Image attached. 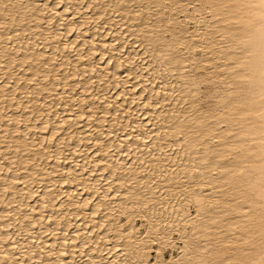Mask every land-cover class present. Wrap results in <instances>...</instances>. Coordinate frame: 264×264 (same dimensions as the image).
I'll list each match as a JSON object with an SVG mask.
<instances>
[{"label":"bare ground","instance_id":"1","mask_svg":"<svg viewBox=\"0 0 264 264\" xmlns=\"http://www.w3.org/2000/svg\"><path fill=\"white\" fill-rule=\"evenodd\" d=\"M121 1H98V7L93 12H88L91 6H83L84 0H67V3L73 6L72 14L77 15L85 23V19L98 20L101 10H104L107 6L114 11ZM131 1L129 0V2ZM165 1L155 0L154 3L158 7L162 6ZM187 1L193 7L188 18L189 21L194 19L192 21L194 27H197V23H200L202 27H207L205 31L203 29L198 30L199 27L196 28L198 31H195L194 36H197L198 40L190 38V44L195 45L194 41L196 40L200 50L209 53L210 56L204 62V68L207 72V79L205 78L204 81L210 82L217 90L221 89V94L215 98L214 105L205 110L188 112L185 109V111L182 110L183 108L173 107L175 102L170 103L169 115H167V110H161L155 116L153 114L151 122L156 129L148 130V126L146 128L138 122L147 113H139L140 118L137 116L134 121H129L130 117H126L127 115H134V112L138 111L137 107L145 104L142 103L143 99H138L140 101L136 102V108H132V106L129 108V106L127 115L121 116L120 119L117 116V113L122 112L118 110L120 107L118 105L119 108L115 105L109 107L111 102L106 97L109 88L110 90L111 88L117 90L120 84L128 82L123 81L120 74L130 71L131 64L134 66L136 59L130 60L128 56L136 53V48L131 47L129 49L128 46L122 43L124 46L116 51V54L120 55L119 62L114 68H111L113 76L109 77L108 75L105 79L104 74L106 71H111L110 65L100 67V64L95 62V56L99 52L101 57H107V55H104L108 50L105 48L108 44L106 42L107 38L105 39L107 34H102V39L98 37L99 40H97L96 37V39H90V43L87 42V35L84 34V23L80 20L82 23L78 22L79 24H77L72 19L69 24L64 26L63 22L67 19L64 12H60V21H57L56 17L52 15L53 11H56L53 7L54 3L50 1L42 4L33 0H0V151L3 152L0 153V254L5 251L11 252L12 245L7 244L9 237H11L13 243L19 241V253L25 259H30L31 264H39L41 259L44 260L45 264H57V261L61 259L60 254L63 252L75 253V248H79L81 253L84 252V241L88 243L90 248L99 249L96 256L93 255V252H89V256H93L98 261L101 254L107 253L109 250L113 252L117 244L108 247L106 244L98 242L101 235L99 232L96 236L97 240L92 236V233L94 234L95 230L100 225L102 227L105 222L106 217H97L99 213L97 208L106 202L107 197L111 196L113 184H109L108 188L104 187L100 191L98 182L100 183L102 177H93L91 173L93 170L88 174V171L91 170H89L91 167H88V164L91 162H108L100 170H110L113 175L119 171L120 175L115 182V186L118 188L128 187L126 188L127 191H120L119 189L113 193L112 205L105 204L107 206L104 208L105 211L109 210L108 215L113 216L115 219H117L119 213H128V211L132 212L134 208L136 209L135 200H143L142 192L146 191L149 199L155 197L153 202H157V206L163 203L166 217H172L176 221L175 226L184 224V227H186L185 223L179 220L184 216L183 210L177 212L175 210L185 206L188 207L190 203L193 204L197 210L196 217L191 218L188 223L191 224L192 221H196L197 227L203 229L201 233H198L199 235L212 239L224 247H243L240 243L239 231L245 227V220L242 218V214L246 211L243 207L245 203L252 210L247 218L248 226L253 229H261V222L264 219L261 216V209L264 206V0ZM59 2L60 0H56L55 3ZM147 2L150 3L148 0ZM181 2V0H168L169 4L167 6H174ZM37 4H39V11L33 12ZM5 5H8L7 11H5ZM149 5H147V9L151 6ZM127 11L122 14V19L128 14L132 15V19L135 20L133 15L135 12L133 10ZM163 22L170 23L166 18L163 19ZM116 25V23L111 25L113 28L109 33L114 32L120 35L122 33L121 28ZM135 27L137 32L148 34L147 37H143L140 43L143 51L149 43L162 39V43H167V50L174 46L179 51V55H176L177 51L175 52V55L178 56L177 59L174 56L175 61L185 56L180 47L184 46L187 41L180 33L172 31L171 38H167L169 41L167 42L165 37L162 36L163 30L150 32L148 29L150 26L146 22ZM75 29L77 30L76 36L72 37L73 39L71 37L65 39V34H69ZM98 32L95 33L98 35L102 33ZM117 36L115 35V37ZM119 38L118 40H121L123 37ZM100 41L101 43H99ZM190 44H187L189 54L194 51L192 49L190 51V48H192ZM165 45L162 46L165 47ZM162 46H157L158 48L152 50V53H154L152 56L157 57V51L164 52ZM211 55L216 56V59ZM111 56H114V54ZM108 57V63H111L113 57L109 59ZM83 58H87L88 63H82ZM123 58H127L126 61L122 60ZM194 63H190L189 60L185 62V66L188 68L185 74L175 69H169L167 72L178 71L175 73H178L179 81H185L188 80L189 76L191 78V73L194 71L191 66ZM171 64H173V61H162L153 68L149 67L148 71L153 70L154 74L159 75L162 72L159 71L162 67L167 68L172 66ZM197 68L199 67L197 66ZM94 69L96 74H99L98 76L92 73ZM137 74H134V77L138 78L140 82L143 81L144 77H148L144 72ZM171 75L170 73L166 75L163 81L168 82L172 78ZM78 76H82L81 83H77L78 80L76 81L75 77ZM97 77H99L98 80H93ZM184 81L183 83H185ZM199 81L194 84V90H198ZM186 84L180 82L177 88L182 89L187 94V92H190V89L188 90L190 87ZM147 88L145 85L142 92H146ZM178 89L177 91H179ZM191 91H193L192 88ZM131 92L124 91L123 94L119 93V95L128 94L130 97L128 95H125L128 98L122 97L124 100L130 98L128 101L131 103V100L133 101L136 98L132 96L134 94ZM194 93L190 92L191 96L192 94L194 96ZM164 94L161 91L148 93L147 100H145L148 111H158L150 107L156 105L154 101L167 97ZM190 94L187 95L188 99ZM98 95L103 101L99 104H105L103 107H100L94 101ZM119 95L115 98V103H118ZM47 99L51 100L46 103V108L40 106ZM68 99H70V103ZM75 101H77L76 104ZM108 102L110 103L108 104ZM58 105L59 107H57ZM65 111L69 112L77 121L79 117L86 115V124L83 127H79V124L74 126L77 122H74L73 117L71 118L74 121L68 117L67 119V115H64L66 114ZM100 113L108 114L114 118L110 120L106 115L105 117L110 120L107 124L104 121L106 118H101L103 116ZM180 113H184L186 117L184 119L179 118ZM98 114L101 116L99 117ZM56 115L59 118L55 120ZM92 118L103 120L100 119L92 125ZM208 119L210 123L206 124ZM37 121H40L43 125L39 126L36 123ZM51 122L53 125L49 134H42ZM123 124L126 125V129L123 128V133L119 132V134V127ZM63 125L67 127V134L64 135L71 137V139L72 135H76L78 138L76 142H70V139L66 137H63L66 139L53 140ZM129 125V129H127ZM92 126L94 128L91 130ZM73 127H77V129L71 130ZM37 128L41 129L40 133L35 132ZM95 130H98V134L92 137L91 134ZM160 131L163 134L165 133L164 137L160 138ZM154 132L156 135L151 138ZM150 134L151 136H149ZM38 136L39 138H37ZM106 136L108 137L107 140L105 139ZM142 136H144V140L150 137L151 141L145 145H139L138 139ZM67 140L69 141L67 142ZM90 141L95 143V146H99L96 151H92L91 147L94 146H89L88 142ZM84 143H86V147H83ZM177 144L179 147L177 155H173L172 152L169 156L170 160L165 159V163L163 159L162 162V158L159 157L166 155L162 150ZM2 145H5V147ZM154 145L156 147L153 154L149 159H146L148 158H145L147 152L145 154L143 152L145 150L149 151ZM70 147L73 148V152L66 157L64 151ZM189 149L195 151V153L191 151L192 155L189 154L191 157L189 156L185 160L178 157V155L184 156ZM196 153H207V157L192 158V156L198 155ZM121 154H126L123 160L120 158ZM130 155L133 158L129 159ZM76 157H80L82 163L87 162L88 159H95L88 164H81L78 161L80 159L77 160L78 162L76 161ZM69 158L71 161L67 162L66 160ZM50 159H53L54 163L50 164ZM63 162L67 164L66 167H64ZM167 162L169 165H167ZM128 163L130 164L128 165ZM97 169L95 170L97 171ZM148 170L150 171L148 172ZM178 170L181 174L190 175L191 184H185L183 190L186 191L183 196L179 194V191H183L182 189H176L175 194L171 192L172 195H169L172 190L170 188L176 182L175 179L180 178L179 172L176 174ZM207 171L209 172L207 173ZM63 173L65 175H60ZM135 178L137 182L132 181ZM152 181H156V185L153 186L155 183H152ZM18 183L22 186L19 187ZM136 187H140L141 191H138ZM84 189H91L93 193H98L100 197L97 199L96 211L93 212L94 218L91 216V218H88L89 215H84L83 220L85 221L81 224L77 223V219L74 220L78 216L74 211L79 209L83 203H88L90 199L91 195L84 199L81 198L80 191ZM163 189L169 198H166V196H163V198L160 194L159 197L162 198L156 196ZM198 189L202 192L206 190V192L199 195L197 193ZM75 190L79 192L77 191L76 194ZM91 190L90 192H92ZM101 192H103L102 196ZM194 192L197 194L193 195ZM117 193H120V196L123 195V198L125 196V199L127 196V199L124 200H129L130 204H126L129 201L123 204V198L122 201L120 197L117 199L115 197ZM94 197L97 198V195ZM184 197H187V199ZM196 199L202 201V204L195 205L194 200ZM144 202L148 201L144 200ZM136 211L138 212V210ZM201 211L205 213L202 225L199 222L200 218L197 216V213ZM95 213H97L96 216ZM131 216L133 217V215H128V218ZM85 218H88V221ZM49 219L55 221L52 225L55 227L46 239L45 233L48 234L50 228L46 221ZM213 221L219 227L208 229L207 226ZM45 222L48 225H45ZM36 227L38 230H34ZM68 229L72 233H69ZM185 233L179 232L177 239L182 241ZM59 234L62 236L59 237ZM134 234L135 232L131 228L127 232L116 228L114 235L108 232L104 235V238L111 239L114 237L115 241L136 239ZM225 234L230 238L225 239ZM255 235L256 233L253 232V236ZM66 238L69 242L75 241L71 249L69 247L65 248L63 241ZM78 241L79 244L76 243ZM34 242L36 246L32 247ZM129 242L121 244L123 251L126 249L124 245L131 244ZM138 243L139 241L134 242L132 245H139ZM6 244L7 247H5ZM57 244H59L58 249L56 248ZM41 248H43V252L39 256H33V253L40 252ZM50 248L51 252H49ZM25 249H28V251H25ZM77 257L80 258V261L84 259L82 256L70 255L68 264H73ZM116 259H118L117 263L120 264V259ZM98 261L97 263L100 264V261ZM106 261H104V264H107ZM114 261L112 260L111 263ZM81 264H83V260ZM256 264H264V261L257 256Z\"/></svg>","mask_w":264,"mask_h":264},{"label":"rangeland","instance_id":"2","mask_svg":"<svg viewBox=\"0 0 264 264\" xmlns=\"http://www.w3.org/2000/svg\"><path fill=\"white\" fill-rule=\"evenodd\" d=\"M33 1H39L40 2V0H33ZM47 1H50L51 3H55L56 2V0H44V2L43 3H45V2H47ZM98 1H102V2H110V1H113V0H93V1H90V0H84V4H83V6H87V7H89V6H91V7H89V9H88V12H93L94 11V9H97V5H98ZM126 1V2H125ZM148 1H150V3L149 2H147V0H132L131 2H129V0H122L121 2H120V4H119V6L117 7V9H115L114 11L113 10H111L112 8H108V6L106 7V8H104V10L102 9L101 10V15H99V19L97 20V19H92V20H89V19H85L86 20V22L84 23L77 15L76 16H74L73 14H71V16L70 17H67V19L63 22V25L64 26H66L67 24H69V22L72 20V17H75L76 18V23L77 24H79V23H84V25H83V27H85V36L87 37V42H89L90 43V41L92 40V38L93 39H96V37H97V40H99V38H101V35L102 34H107L106 36H105V39H106V42L108 43L107 44V46H105V48L106 49H108L107 50V53L106 54H104V55H107V57H108V59L109 58H111V57H113V58H111V63H105L104 61H105V59H107V57L106 56H104V57H101V54L98 52V53H96V58H95V62H97V63H99L100 65V67H102V66H109L110 65V70H111V68H114L115 67V65H117L118 64V62H119V60H118V58H120L119 56L120 55H118V53L116 54V51L120 48H122L124 45L123 44H125V46H128L127 48H131V47H133V48H136V53H134L133 55H130V56H128V59H133V58H135L136 59V61H135V63H134V66H132L133 64H131V69H130V71H127V72H124L123 74H120V78L123 80V81H128V82H126L125 84L123 83V84H120V86H118L119 88H117V90H116V88H115V90H114V88H111V90H110V88L108 89V92H106V97H107V100H109L110 102H108V104H109V107L112 105H115V106H117V108H119L118 110L119 111H122V112H119V113H117V116L118 117H120V119H121V116H126L127 115V109H129V108H131V106H132V108H136V104L140 101V100H138V99H143L144 101H142V103H145V104H143V105H141V106H139V107H137L138 108V113L136 112H134V115H127L126 117H130V119H129V121H134L135 119H136V117L138 116V118H140V114L139 113H147V115L145 114V115H143V117H142V119L140 118L139 119V124L140 125H143L144 127L146 126V128H147V126H148V130H153V129H156V127H155V125L154 124H152V117L153 116H155V114L157 115L158 113H159V111H161V110H167L166 112H167V115H169V113H170V109H171V104L172 103H174L175 102V105H173V107H180V109H182V110H187L188 112H193V111H197V110H205V109H207V108H211L213 105H214V103H215V98L217 97V96H219L220 94H221V89L220 90H217V88H215L210 82H208V81H204V79L206 78V74H207V72H206V70H205V64H204V62H206L207 60V58L210 56L209 55V53H207V52H203L202 50H200V47L198 46V43H197V41L196 40H198V37L196 36H194V34H195V31H198V30H202L203 29V31H205L206 29H207V27H202V25L200 24V23H197V27H194L195 25L193 24V20L192 21H189V17H190V15H191V13H192V10H193V7H192V4L190 3V5H189V3H188V1L186 0H181L182 2L181 3H179V4H177V5H174V6H170L169 5V7L167 6L169 3H168V0H166L164 3H163V5L162 6H158L157 7V5L155 6V4L156 3H154L155 2V0H152V2H151V0H148ZM81 2V1H80ZM79 2V3H80ZM133 2V3H132ZM139 2V3H138ZM42 3V4H43ZM76 3V2H75ZM97 3V4H96ZM151 5H149V4ZM154 3V4H153ZM167 3V4H166ZM91 4V5H90ZM146 5V6H145ZM147 5H149L150 7L147 9ZM189 6V7H188ZM167 7V8H166ZM171 7V8H170ZM127 10H133V12H137V11H139L140 13H142V15H140V16H137L136 14H133L134 15V18H135V20L134 19H132V15H126V16H124V19H122V14L124 13V12H126ZM147 10V11H146ZM105 11V12H104ZM191 11V12H190ZM62 12V11H61ZM127 12H129V11H127ZM160 12V13H159ZM202 16H204L203 14H202ZM164 18H166V19H168V21L170 22V23H164L163 22V19ZM188 19V20H187ZM80 20L82 21V22H80ZM158 20H159V23H158ZM162 22H161V21ZM191 20V19H190ZM79 22V23H78ZM144 22H146V24L148 25V26H150V27H148V29L150 30V32H154V31H162L163 32V34H162V36H164L165 37V39L167 40V38L169 39V38H171V32L173 31V32H178V33H180L182 36H183V38L185 39V41H187L186 42V44L184 45V46H181L180 47V50L183 52V53H185V58L183 57V58H181L180 60H177V61H175V58H174V56H176V55H179L178 53H179V51L177 50V48H175L174 46H172L171 48L170 47H168V48H170V50L168 49L167 50V48H166V46H167V43L165 42V44L164 43H162L163 42V40L161 39V40H156L154 43H149L148 44V46L144 49V51L141 49L142 48V46L140 45V43H141V40L143 39V37H147L148 36V34L146 33H143V32H137V30H136V25H138V24H142V23H144ZM148 22V23H147ZM161 22V23H160ZM109 23V24H108ZM113 23H116L117 25L116 26H118V28H121L120 30L122 31V33H120V35H118L117 33L115 34L114 32V34L113 33H109L111 30H112V24ZM172 23V24H171ZM45 24V23H44ZM170 24V25H169ZM94 25V26H93ZM61 27H63V26H61ZM97 27V28H96ZM199 27V28H198ZM88 28V29H87ZM196 28H198V30L196 29ZM92 29V30H91ZM96 29V30H95ZM132 29V30H131ZM147 29V30H148ZM180 30V31H179ZM96 31H99L98 33H100V32H102V33H100L99 35L98 34H96L95 32ZM64 32V31H63ZM66 32V31H65ZM94 32V33H93ZM165 32V33H164ZM76 34H77V30L75 29V31L73 32H71V33H66L65 34V39H67V38H69V37H75L76 36ZM122 34V35H121ZM115 35L117 36V37H115ZM67 36V37H66ZM123 37L121 40H118V39H120L119 37ZM193 36V37H192ZM99 37V38H98ZM72 38V39H73ZM116 38H117V40H116ZM190 38H192L193 40L194 39H196L195 41H194V44L195 45H193V44H190V41H189V39ZM91 39V40H90ZM102 39V38H101ZM79 40H81V39H79ZM115 41V42H114ZM97 42V41H96ZM104 42H105V40H104ZM167 42H169L168 40H167ZM99 43H101V41L99 42ZM116 43V44H115ZM123 43V44H122ZM118 44V45H117ZM187 44H190V45H192V48H190V51H191V49L192 50H194V51H191V53L189 54L188 53V51H187ZM153 45V46H152ZM162 45H165V47L164 46H162ZM112 46H118V47H113L112 48ZM150 46V47H149ZM160 47V46H162L163 47V50L162 51H164V52H162V53H160L159 51H157L156 53H157V57H155V56H152L154 53H152L153 51L152 50H154L155 48H158V47ZM195 46V47H194ZM185 47V48H184ZM85 48V47H84ZM114 49V50H112V49ZM183 50H182V49ZM199 48V49H198ZM195 49H196V52H195ZM142 50V51H141ZM172 50V51H171ZM140 51V52H139ZM167 51H170V52H167ZM174 51V52H173ZM177 51V52H176ZM114 52V53H113ZM173 52V53H172ZM177 54H176V53ZM159 53V54H158ZM172 53V54H171ZM195 53V54H194ZM114 54V56H111V55H113ZM176 54V55H175ZM187 54V55H186ZM118 55V56H117ZM172 55V56H171ZM189 56V57H188ZM101 57V58H100ZM177 57L178 56H176V59H177ZM211 57H213L214 59H216V56H212L211 55ZM101 60H100V59ZM117 58V59H116ZM160 58V59H159ZM202 58V59H201ZM96 59H98V60H96ZM126 59L127 58H123L122 60H124V61H126ZM157 59V60H156ZM187 59V60H186ZM4 60H6V59H4ZM168 60H170V61H173V64H171L172 66H168L167 68L166 67H162L159 71H162L163 73H164V75H163V73L161 72L159 75H157L156 73L154 74V72H153V70H151L150 72L148 71V68L150 67H155V65H158L159 64V62H162V61H168ZM189 60V62L190 63H194L192 66H191V68H193V72L191 73L192 75H191V78H190V76L188 77V80H189V82H187L188 80H181V81H179V78H178V73L176 74L175 72H178V71H175V70H180V72H182V74H185L186 72V70L188 69L186 66H185V62L186 61H188ZM203 60H205V61H203ZM159 61V62H158ZM81 62L82 63H88V59L87 58H83L82 60H81ZM175 62V63H174ZM113 63H114V66H113ZM101 64H103V65H101ZM202 66H201V65ZM200 65V66H199ZM215 65V64H214ZM197 66L199 67V68H197ZM215 66H217V65H215ZM170 67V68H169ZM195 67V68H194ZM201 67H203V68H201ZM164 68H166V70H164ZM169 69H175V70H171L172 72H167ZM164 70V71H163ZM95 72V71H94ZM94 72H92L95 76L97 75H99V74H96V72L94 73ZM136 72V73H135ZM146 73V75H148V77H144L143 78V81L142 82H140L139 81V79L138 78H135L134 77V74H137V73ZM109 73V74H108ZM134 73V74H133ZM165 73H167V74H165ZM169 73H170V75L172 76V78L168 81V82H166L165 83V81H163V79L166 77V75H169ZM113 71L111 70L110 72L108 71H106V73L104 74V77H105V79H107V77H108V75H109V77H112L113 75ZM162 74V75H161ZM40 76H41V74H39ZM138 75V74H137ZM177 75V76H176ZM162 76H164V77H162ZM202 76V77H201ZM82 77V76H81ZM81 77L80 76H78V77H75L76 78V81L78 80V82L77 83H81ZM133 77H134V79H133ZM158 77V78H157ZM98 78L99 77H97V78H94L93 80H98ZM126 78V79H125ZM147 78V79H146ZM178 78V79H177ZM193 78V79H192ZM72 79V78H71ZM161 79V80H160ZM190 79H192V80H190ZM197 79V80H196ZM201 79V80H200ZM207 79V78H206ZM145 80V81H144ZM152 80V81H151ZM156 82H155V81ZM177 80V81H176ZM200 80V81H199ZM148 81V82H147ZM161 81V82H160ZM183 81L185 82V83H183ZM194 81H195V83H194ZM197 81H199V87H197L198 88V90L196 89V90H194V84H196V82ZM154 84H153V83ZM180 82H181V84H186V86H189L190 88H188V90L190 89V92H192V93H194L195 91H197V92H195L194 93V96H193V94H192V96H191V94H190V92H187V94L184 92V91H182V89H178L177 88V86L180 84ZM191 82V83H190ZM156 83V84H155ZM161 83V84H160ZM123 85V86H122ZM145 85L148 87L145 91L146 92H142L144 89H145ZM191 85H193V86H191ZM137 86H139V87H137ZM126 87V88H125ZM130 88V89H129ZM179 90V91H177V89ZM191 88L193 89V91H191ZM129 89V90H128ZM157 89H159V90H157ZM124 91H128V92H131L132 94H134V95H132L133 97H136V98H134V100L133 101H135L134 103H133V101L131 100V103L128 101V100H124V98H128V94H125V95H128V96H125V95H122V96H120L121 94H123L124 93ZM151 91H161L163 94H164V96H167V97H164V98H161V99H159V100H157V101H154L155 103H156V105L155 106H153V107H150V108H152V109H155V110H158V111H156V112H153V111H148V106H147V104H146V102H145V100H147V96H148V93H150ZM166 91V92H165ZM181 91V92H180ZM123 92V93H122ZM54 93V92H53ZM119 93H121L120 95H119ZM147 93V94H146ZM144 94V95H143ZM172 94H174L173 96H171ZM190 94V98L188 99V96L187 95H189ZM67 95V94H66ZM117 95H119L120 97L118 98L119 99V101H118V103H115V98H117L118 96ZM216 95V96H215ZM145 96V97H144ZM51 97H53V96H51ZM84 97V96H83ZM86 97V96H85ZM97 98H95L94 99V101L96 102V104L98 103H101V101H102V99H100V95H98V96H96ZM110 97V98H109ZM130 97V96H129ZM168 97H170L169 99H168ZM87 98V97H86ZM123 98V99H122ZM51 99H53V98H51ZM51 99H47L42 105H40V106H42L43 108H46V103L47 102H49ZM117 99V100H118ZM69 100V103L71 102L70 101V99H68ZM103 102V101H102ZM122 102H123V104H122ZM125 102V103H124ZM137 102V103H136ZM75 104L77 103V101H75L74 102ZM169 103V104H168ZM171 103V104H170ZM181 103V104H180ZM97 104V105H98ZM129 104V105H128ZM130 104H132V105H130ZM176 104H177V106H176ZM100 105V107L102 106L103 107V105H105V104H99ZM125 105H127V106H125ZM76 106V105H75ZM75 106H74V108H75ZM114 106V107H115ZM125 106V107H124ZM130 106V107H129ZM135 106V107H134ZM169 106H170V108H169ZM41 107V108H42ZM57 107H59V105L57 106ZM69 107V106H68ZM68 107H66V108H68ZM105 107V106H104ZM114 107H112V109H114ZM129 107V108H128ZM116 108V107H115ZM116 108V109H117ZM149 108V109H150ZM143 109H144V112H143ZM147 109V110H146ZM46 110V109H45ZM125 110V111H124ZM145 110H146V112H145ZM184 110V111H185ZM26 111V110H25ZM66 112V111H65ZM100 114H102V113H100ZM100 114H98V116L100 117L101 115ZM122 114V115H121ZM136 114H138V115H136ZM154 114V115H153ZM65 116H66V118L68 117L69 119L71 118V117H73V116H71L70 115V113L68 112H66V114H64ZM69 115V116H68ZM107 115V117H108V119H110V120H112L114 117H110V115H108V114H106ZM106 115H104V114H102V116L103 117H101V118H106L104 121H105V123H107L108 124V122L110 121V120H108L107 119V117H105ZM153 115V116H152ZM117 116H115V117H117ZM97 117V116H96ZM117 117V118H118ZM178 117L179 118H182V119H184L185 117H186V115L184 114V113H180L179 115H178ZM59 117H58V115H56V117H55V120L56 119H58ZM67 118V119H68ZM73 118H74V120H73ZM73 118H71V120H73L74 122H77V124L75 125L74 124V126H77L78 124H79V127L81 126V127H83L85 124H86V122H87V116L86 115H84V116H81V117H79L78 118V121H77V119H75V117H73ZM100 118V119H101ZM95 119V118H94ZM93 118L91 119V120H93V123H92V125H94L95 124V122L97 123L98 122V120H100V119H98L97 120V118L94 120ZM103 119H101V120H103ZM119 119V118H118ZM106 120H108V121H106ZM207 122H206V124L207 123H210V120L208 119V120H206ZM40 121H37L36 123H38L39 124V126H42L43 124L40 122ZM79 122V123H78ZM137 122V123H138ZM21 125H22V123H21ZM20 125V126H21ZM53 124H52V122H51V124H49V125H47V129H48V131H44V132H42V134L44 133L45 135H48L49 134V132H50V130H51V126H52ZM64 126V127H63ZM62 126V128H60L61 130H60V132H58V135L56 136L55 135V137L53 138V140L54 141H57V140H59L58 138H63V137H66L67 139H70V142L72 141V142H76L77 141V136L76 135H72V139H71V137H69V136H67V135H64L65 133L67 134V127L65 126V125H63ZM126 125H121L120 127H119V131H118V133L120 132H122L123 133V130L124 129H126V127H125ZM122 127V128H121ZM129 127H130V125L128 126V128L127 129H129ZM94 127L92 126V128H91V130L93 129ZM124 128V129H123ZM73 129H77V127H73L71 130H73ZM86 129H88V128H86ZM41 130V129H40ZM40 130H39V128H37L36 130H35V132L37 131V132H39L40 133ZM34 131V130H33ZM32 131V132H33ZM98 130H95L92 134H91V136L93 137L94 135H97L98 133ZM88 133V132H87ZM119 133V134H120ZM153 135L151 136V134L149 135V136H151V138L152 137H154V135H156V133L154 132V133H152ZM63 135V136H62ZM164 135H165V133L163 134L161 131L159 132V136H160V138L161 137H164ZM104 137V136H103ZM107 137V136H106ZM105 137V139L107 140L108 139V137L106 138ZM109 137H111V136H109ZM37 138H39V136L37 137ZM66 138H63V139H66ZM113 138V137H112ZM123 138V137H122ZM151 138L150 137H147V140L145 141L144 140V136H142V138H139L138 139V143H139V145H145L147 142H150L151 141ZM123 139H125V138H123ZM150 139V140H149ZM149 140V141H148ZM69 140H67V142H68ZM89 143V146H94V147H91L92 148V151L94 150V151H96L97 150V148L99 147V146H95L94 144L95 143H93L92 141H90V142H88ZM47 144V143H46ZM51 144V143H50ZM83 144V143H82ZM86 145V143H84V146L83 147H86L85 146ZM3 147H5V145H2ZM1 146V148H3ZM155 147H156V145H154L153 147H152V149H150L149 151L148 150H145L143 153L145 154V152H147L146 154H145V158L146 157H148V158H146V159H149L150 157H151V155L153 154V152H154V149H155ZM71 151H70V150ZM177 149H179V147H178V144L177 145H175V146H171V147H169L168 149H164V150H162V151H164L163 153H165L166 155H163V157L161 156V157H159V158H162L161 160H162V162H163V159H164V162H165V159L167 160V159H169L170 157V155H171V153L173 152V155H177L176 153L178 152L177 151ZM175 150H176V152H175ZM194 150H195V148H194ZM193 149L192 150H190L189 149V151H187V152H185V155L184 156H182V155H178V157H180V158H184L183 160H185V159H187L190 155V153H191V155H192V152H194L195 153V151H194ZM192 151V152H191ZM2 152V150L0 151V153ZM65 153H64V155L67 157V155H71V154H69V153H71V152H73V148H68L67 150H65L64 151ZM3 153V152H2ZM1 153V154H2ZM67 153V154H66ZM0 154V155H1ZM99 154V153H98ZM97 154V155H98ZM149 154V155H148ZM184 154V153H183ZM196 154H198V153H196ZM96 155V156H97ZM193 155H195V154H193ZM200 155V156H199ZM206 155V156H205ZM125 156H126V154H124V155H120V158H122V160L125 158ZM70 157V156H69ZM191 157V156H190ZM195 158V159H198L199 157L201 158V157H207V153H203V154H198V155H195V156H192V158ZM129 159H131V158H133V156L132 155H130V157H128ZM70 159V158H69ZM66 160L67 162H69V161H71V159L70 160ZM78 159H80V160H78ZM95 159V158H94ZM94 159H88L87 160V162H84V163H82L83 161H81V158L79 157H76V161L78 160L79 161V163H81V164H88V163H90L91 161H93ZM14 160H15V158H14ZM13 160V161H14ZM52 160V161H51ZM170 160V159H169ZM77 161V162H78ZM130 161V160H129ZM9 162V161H8ZM138 162H140V161H138ZM49 163L50 164H52V163H54V160L53 159H50L49 160ZM64 164V167H66L67 166V164L65 163V162H63ZM166 163V162H165ZM69 164V163H68ZM108 164V162H106V163H94V162H91L90 164H88L87 166L88 167H91V168H89V170L90 171H88V174H90L89 172H91L92 170V176L94 177H96V178H101V181H100V183L98 182V187H99V189H100V191L105 187V188H108V186H109V184H113V187H112V189H111V192H112V194H111V196L108 198H106V202L105 203H103L104 205L106 204H109V205H112V199H113V193L115 192V191H118L119 189H120V191H125V189L126 188H128V187H125V186H123V187H121V188H118L117 186H115V182L118 180V178H119V175H120V172L118 171V172H116V173H114V175L110 172V170H106V171H103V169H101L100 170V168H103V166L104 165H107ZM130 163H128V165H129ZM167 165H169L168 164V162H167ZM51 166V165H50ZM93 167V168H92ZM96 168H98L97 169V171L95 170ZM185 168V167H184ZM181 169H183L182 167H181ZM95 170V171H94ZM144 170H146V169H144ZM151 170V169H150ZM150 170H148V172L150 171ZM94 172V173H93ZM179 172V170L178 171H176V174ZM209 171H207V173H208ZM146 173V172H145ZM20 174V173H19ZM56 174V173H55ZM54 174V175H55ZM87 174V175H88ZM94 174V175H93ZM112 174V175H111ZM179 174H180V178H177V179H175V183H174V185L170 188V189H172L171 191H170V193H169V195H172V193L173 194H175L176 193V189H184V186H185V184H189L190 183V181H191V178H190V175H188V174H181L180 172H179ZM178 174V175H179ZM58 175H59V173H58ZM60 175H65V173H63V174H60ZM56 176V175H55ZM54 176V177H55ZM97 176H99V177H97ZM57 177V176H56ZM55 177V178H56ZM87 177V176H86ZM108 178V179H106V178ZM110 177V178H109ZM58 178V177H57ZM104 178H105V180H104ZM103 180V181H102ZM132 181H134V182H137V180H136V178L135 179H133ZM133 183V182H132ZM152 183H155L154 185H156V181H152ZM191 184V183H190ZM100 185V186H99ZM107 185V186H106ZM128 185H131V184H128ZM183 185V186H182ZM18 186L19 187H21L22 185L20 184V183H18ZM138 186V185H137ZM101 187V188H100ZM183 187V188H182ZM137 188V190L138 191H141V188L140 187H136ZM175 188V189H174ZM91 190V189H90ZM90 190L89 189H84V190H81L80 192V195L82 196H80L81 198H87V197H89L90 195V199H89V201H88V203H83L82 204V206L81 207H79V209H77V210H75L74 211V213L76 214V215H78L76 218H74V220L75 219H77V223H81V224H83L84 223V221L85 220H83L84 219V215L85 216H87V215H89L88 216V218H91V217H93L94 216V211H96V204L98 203V201H97V199H98V197H100V195L98 194V193H93V190H91L92 192H90ZM167 190V189H166ZM76 192V194H77V191L78 190H75ZM83 191V192H82ZM119 191V192H120ZM186 190H183V191H179V194H181L182 192L184 193ZM79 192V191H78ZM165 192V193H164ZM172 192V193H171ZM204 192H206V190H204L203 191V193ZM90 193H93V194H90ZM195 193V192H194ZM95 194V195H94ZM101 194V196H102V194H103V192H101L100 193ZM159 194H160V196H166V198H169L168 196H167V193H166V191L163 189L160 193H158L156 196L158 197V198H162V197H159ZM162 194V195H161ZM93 195V196H92ZM97 195V198H95L94 196H96ZM117 196H115L117 199H119V197L121 198V201H122V198H123V195H121L120 196V193H117L116 194ZM126 195V194H125ZM84 196V197H83ZM163 197V198H164ZM125 199V196H124V198H123V200ZM126 199H127V196H126ZM125 199V200H126ZM80 200V199H79ZM111 201V203H109L110 201ZM124 200V202H122L123 204L125 203V202H127V201H129V200H127V201H125ZM109 201V202H108ZM154 203H157V202H154ZM102 204V206H100V207H98L97 209L99 210V213L97 214V213H95V216H96V214H97V217L99 218L100 216H104V217H106L105 218V222H104V224H103V226L102 227H98L96 230H95V232H94V234L92 233V236H93V238H95L96 239V236H97V233L99 232L101 235V237L99 236V239H98V242H100V243H104V244H106L108 247H112V246H114V245H116L117 244V247L115 248V249H121L122 251H123V247L121 246V244H123L124 242L125 243H128L129 241V244L130 245H132L134 242H137V241H139V243L138 244H140L141 242V240L143 241L144 239H145V237H143V236H139V228H137L136 229V231H135V237H136V239H134V238H132V239H120V240H117V241H115L114 239V237L113 238H104V235L106 234V233H108V232H110V234L111 235H114L115 234V232H116V228H119V229H121V230H123L124 231V229L125 228H127V229H129V228H131V229H134V228H136V225L139 223V225H140V228H143V223H142V221H143V216L142 215H140V216H137L136 214H133V217L131 216V217H129L128 218V213L130 212V211H128V213H119L118 215H117V219H115L113 216H111V215H108V213H110L109 212V210L107 211H105V207H107L106 205L104 206ZM126 204H130V201L129 202H127ZM190 205V206H189ZM188 205V207H183V208H179V209H177V210H175L176 212L177 211H180V210H183L182 212L184 213V216H182L181 218H183V217H185V216H190L191 218H194V217H196V208L193 206V204H189ZM183 206H184V204H183ZM158 207H160V206H157V208ZM58 208V207H57ZM46 210V209H45ZM44 210V211H45ZM136 210H138L139 211V209H137L136 208ZM47 211V210H46ZM137 212V211H136ZM106 215V216H105ZM108 215V216H107ZM91 216V217H90ZM110 216V217H109ZM97 217H95V218H97ZM88 218H85L86 219V221H88ZM94 218V217H93ZM98 218L96 219V220H98ZM181 218H179V220L180 221H182L183 222V220L181 219ZM76 221V220H75ZM48 224H49V226H50V228H49V231H48V234L47 233H45V236H47V237H49L50 235L49 234H51V230H53V227H55V226H52L54 223L53 222H55L53 219H49V220H47L46 221ZM45 222V225H48L47 223ZM73 223H75L74 221H72ZM44 225V226H45ZM129 225H131V227L129 226ZM176 227V231L175 232H172L171 234L169 233V235L167 236V237H161L162 239H164V241H165V243L167 242V243H171V245H172V248H171V250H169L168 251V256H167V258L168 259H171L174 255H176L177 253H178V248H177V245L178 244H180L181 243V241L180 240H178L177 238H178V236H179V232H186L187 231V227H184V224H179V225H177V226H175ZM101 228V229H100ZM70 229V228H69ZM68 229V230H69ZM100 229V230H99ZM34 230H38L37 229V227H36V229H34ZM71 230H72V228H71ZM71 230H69V233H72V231ZM149 231H151V229H149ZM58 232V231H57ZM56 232V233H57ZM125 232V231H124ZM20 233V232H19ZM58 234V233H57ZM66 234H67V232H66ZM19 236H21V235H19ZM59 237L60 236H62V235H58ZM170 236V237H169ZM142 238V239H141ZM97 240V239H96ZM137 240V241H136ZM172 240V241H171ZM93 241H94V239H93ZM76 243H78L79 244V241L78 242H76ZM128 244H127V246H125L124 245V248H126L125 249V251H128L129 250V248H128ZM67 246H65V248H66ZM70 249H71V247H69ZM69 248H67L69 251H70V249ZM76 250H74V252H78L79 251V248H75ZM115 249L113 250V252H112V256L111 257H109V258H107V259H105V261L107 260H111V262H112V260L114 261V258H115V261L113 262V263H115V264H119V263H117V260L118 259H116V258H119L120 260H121V257L119 256V257H117V255L115 254ZM157 251H159V249L157 250ZM93 255L94 256H96L97 255V253L96 252H93ZM162 256H163V254H161ZM66 258V257H65ZM80 258H78L77 257V260H79ZM83 260V259H82ZM81 260V261H82ZM96 261H98V260H96ZM105 262V263H107L108 264V262ZM99 262V261H98ZM113 263H111V264H113ZM98 264V263H97Z\"/></svg>","mask_w":264,"mask_h":264},{"label":"snow or ice","instance_id":"3","mask_svg":"<svg viewBox=\"0 0 264 264\" xmlns=\"http://www.w3.org/2000/svg\"><path fill=\"white\" fill-rule=\"evenodd\" d=\"M44 0H40L43 3ZM48 7V5H46ZM53 7L56 11H53L52 15L56 17L57 21H60V12H64L65 18L70 17L73 11V6L67 3V0H60L59 3H54ZM8 5H5V11H7ZM39 11V4L33 9V12ZM137 16L142 15L139 11L135 13ZM73 22H76V18L72 17ZM75 30H73L74 32ZM75 47V46H74ZM108 63L106 59L104 61ZM114 66V63H113ZM95 71V69H94ZM134 79V77H133ZM45 131H48L45 128ZM143 135V133H141ZM154 186V184H153ZM128 189H125L127 191ZM199 195H203V192L199 189L197 190ZM197 193H193L196 195ZM183 196V192L181 193ZM144 197L143 200L136 199V208L139 209L136 212L134 208L132 212L128 215L143 216V228H140L139 223L136 228L133 229L135 232L139 228V236L145 237L139 245H129L128 251H122L121 249H115V254L121 257L120 264H256L257 256L264 261V219L261 222V229H253L248 226V216L251 213V209L248 204H243L246 211L242 214V218L245 220V227L243 230L239 231V239L243 247L237 248L236 246L224 247L220 243L214 242L212 239H208L204 236L199 235L203 229L198 228L196 221H192L191 224L188 222L191 220L190 216H185L181 218L187 227L185 236L180 244L177 245L178 253L174 255L171 259H168V251L171 250V243H165L164 239L161 237H167L169 233L176 231V221L172 217H166L164 205L161 203L160 207L157 208L156 203H154L155 197L151 199L148 198V193L142 192ZM187 199V197H184ZM147 200L148 202H144ZM194 204L199 206L202 201L199 199L194 200ZM240 206V205H238ZM197 216L200 218L199 222L202 225L204 223L205 213L203 211L198 212ZM261 216L264 217V206L261 209ZM131 227V225H129ZM208 229H217L218 224L213 221L209 224ZM151 229V231H149ZM125 232L128 231L127 228L124 229ZM253 232L256 233L253 236ZM210 235V233H208ZM47 239V236L45 237ZM230 237L225 234V239ZM63 243L67 247H72L75 241L69 242L66 238ZM7 244L12 245L11 252H3L0 254V264H31L30 259H25L18 251L19 241L16 243L12 242L11 237H9ZM7 244L5 247H7ZM35 242L32 247H35ZM83 247L84 252H63L61 253L60 261L57 264H68V257L70 255L82 256L83 264H97L96 259L93 256H89V252H99L98 248H90L88 243L84 241ZM59 248V244L56 245ZM159 249V251H157ZM28 251V249H25ZM43 252L41 248L40 252L33 253V256H39ZM51 252V248L49 249ZM163 254V256L161 255ZM112 251L109 250L107 253L101 254L99 256L100 264H104L106 257H111ZM67 257V259H65ZM54 259V257H53ZM39 264H45L44 260H40ZM73 264H81L80 260H76ZM108 264H111V260H108Z\"/></svg>","mask_w":264,"mask_h":264}]
</instances>
